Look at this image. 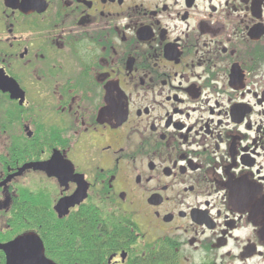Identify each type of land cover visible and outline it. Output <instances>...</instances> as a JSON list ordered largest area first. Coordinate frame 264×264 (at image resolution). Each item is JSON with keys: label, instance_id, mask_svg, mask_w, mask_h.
<instances>
[{"label": "flooded vegetation", "instance_id": "1", "mask_svg": "<svg viewBox=\"0 0 264 264\" xmlns=\"http://www.w3.org/2000/svg\"><path fill=\"white\" fill-rule=\"evenodd\" d=\"M0 76V244L264 264V0H0Z\"/></svg>", "mask_w": 264, "mask_h": 264}, {"label": "water", "instance_id": "2", "mask_svg": "<svg viewBox=\"0 0 264 264\" xmlns=\"http://www.w3.org/2000/svg\"><path fill=\"white\" fill-rule=\"evenodd\" d=\"M8 82L10 83L11 80L0 76V90L5 91L4 87ZM40 242L36 236L26 235L0 244L5 264H53L44 257L43 245Z\"/></svg>", "mask_w": 264, "mask_h": 264}, {"label": "trees", "instance_id": "3", "mask_svg": "<svg viewBox=\"0 0 264 264\" xmlns=\"http://www.w3.org/2000/svg\"><path fill=\"white\" fill-rule=\"evenodd\" d=\"M45 248H46V247H45ZM43 251H44L43 253H44L47 257H51V254L46 253L45 250H43ZM0 260H1V261H0V264H5V260H4V258H1Z\"/></svg>", "mask_w": 264, "mask_h": 264}, {"label": "rangeland", "instance_id": "4", "mask_svg": "<svg viewBox=\"0 0 264 264\" xmlns=\"http://www.w3.org/2000/svg\"><path fill=\"white\" fill-rule=\"evenodd\" d=\"M49 253V252H48Z\"/></svg>", "mask_w": 264, "mask_h": 264}]
</instances>
